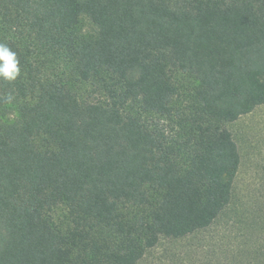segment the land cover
<instances>
[{"label": "trees", "instance_id": "1", "mask_svg": "<svg viewBox=\"0 0 264 264\" xmlns=\"http://www.w3.org/2000/svg\"><path fill=\"white\" fill-rule=\"evenodd\" d=\"M0 42L21 62L0 79V264H141L231 205L264 0H0ZM58 61L103 99L46 77ZM238 255L264 264V240Z\"/></svg>", "mask_w": 264, "mask_h": 264}, {"label": "rangeland", "instance_id": "2", "mask_svg": "<svg viewBox=\"0 0 264 264\" xmlns=\"http://www.w3.org/2000/svg\"><path fill=\"white\" fill-rule=\"evenodd\" d=\"M45 75L63 83L82 101L103 99L93 84L79 80L65 62L51 64ZM225 128L240 155L231 205L205 231L182 240L161 239L141 264H237L241 257L236 254L248 251L256 239L264 240V104ZM64 216L61 207L55 218L59 221Z\"/></svg>", "mask_w": 264, "mask_h": 264}, {"label": "clouds", "instance_id": "3", "mask_svg": "<svg viewBox=\"0 0 264 264\" xmlns=\"http://www.w3.org/2000/svg\"><path fill=\"white\" fill-rule=\"evenodd\" d=\"M21 76V62L17 52L7 43L0 42V79L14 82ZM10 102L14 96L10 93L5 97Z\"/></svg>", "mask_w": 264, "mask_h": 264}]
</instances>
